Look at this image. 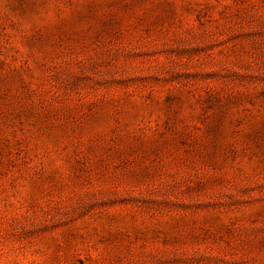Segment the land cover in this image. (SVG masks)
<instances>
[{"label":"rangeland","instance_id":"1","mask_svg":"<svg viewBox=\"0 0 264 264\" xmlns=\"http://www.w3.org/2000/svg\"><path fill=\"white\" fill-rule=\"evenodd\" d=\"M0 264H264V0H0Z\"/></svg>","mask_w":264,"mask_h":264}]
</instances>
